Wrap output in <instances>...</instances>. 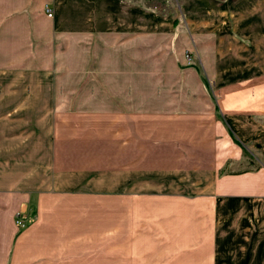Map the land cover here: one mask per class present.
Wrapping results in <instances>:
<instances>
[{"label": "crops", "instance_id": "crops-1", "mask_svg": "<svg viewBox=\"0 0 264 264\" xmlns=\"http://www.w3.org/2000/svg\"><path fill=\"white\" fill-rule=\"evenodd\" d=\"M0 264H264V0H0Z\"/></svg>", "mask_w": 264, "mask_h": 264}, {"label": "built area", "instance_id": "built-area-1", "mask_svg": "<svg viewBox=\"0 0 264 264\" xmlns=\"http://www.w3.org/2000/svg\"><path fill=\"white\" fill-rule=\"evenodd\" d=\"M43 10H44V13H45L46 16L51 17V15H52V10H51V8H50L49 5H44ZM186 59H187V60L189 59V56H188V55H186ZM14 224H15L17 227H22V226H24V225H25V219H24V217H23L21 214H16V215L14 216Z\"/></svg>", "mask_w": 264, "mask_h": 264}]
</instances>
